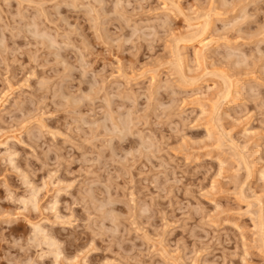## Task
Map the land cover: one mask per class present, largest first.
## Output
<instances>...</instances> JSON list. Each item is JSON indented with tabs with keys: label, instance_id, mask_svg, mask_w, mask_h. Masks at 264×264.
<instances>
[{
	"label": "rangeland",
	"instance_id": "1",
	"mask_svg": "<svg viewBox=\"0 0 264 264\" xmlns=\"http://www.w3.org/2000/svg\"><path fill=\"white\" fill-rule=\"evenodd\" d=\"M0 45V264H264V0H0Z\"/></svg>",
	"mask_w": 264,
	"mask_h": 264
},
{
	"label": "bare ground",
	"instance_id": "2",
	"mask_svg": "<svg viewBox=\"0 0 264 264\" xmlns=\"http://www.w3.org/2000/svg\"><path fill=\"white\" fill-rule=\"evenodd\" d=\"M34 23V22H33ZM206 27H208V24H207V26ZM206 27H205V29H206ZM36 30V29H35ZM37 32V31H36ZM196 36H198V35H196ZM187 41V38L185 39V38H181V39H176L174 42H175V44H177V42L178 41ZM199 43H200V51L199 52H197V51H195L194 52V55H195V57H196V59H198V57H201L202 58V56H201V54L203 53V51L204 50H208L209 48H210V46H211V43H210V41L208 42V41H205V39L203 38V39H200L199 40ZM1 46V45H0ZM182 49V48H181ZM181 51L179 50V47H178V45H176V47L174 46V54H175V60H177V61H175L178 65H176V67L178 66H180V68H181V66L183 65V63H181L182 61L181 60H183V58H185V56H187V55H183V54H181L180 53ZM184 52V51H183ZM203 57H204V55H203ZM196 59L194 58V60L196 61ZM185 62V61H184ZM198 62V61H197ZM182 64V65H181ZM175 65V64H174ZM177 67V68H178ZM180 70H182V69H177V71H178V74L180 73V74H182L183 75V72L181 73L180 72ZM181 75V76H182ZM186 76V75H185ZM223 77H225L224 76V74H223ZM222 77V78H223ZM184 78V77H183ZM182 79V78H181ZM227 79H228V76H227ZM184 82V81H183ZM225 82V81H224ZM227 83V82H226ZM231 82L230 81H228V86L225 88V90L224 91H220V92H222L221 94H220V92H219V95H221L219 98H222L221 99V103H222V100H223V102L224 101H226L227 100V98L230 96V86H231ZM233 85V84H232ZM233 87V86H232ZM223 88V89H224ZM231 90H232V88H231ZM14 101L15 100H13V104H14ZM15 105V104H14ZM4 108H5V106H4ZM124 125V124H123ZM8 141V140H7ZM3 143V142H2ZM2 143H0L1 145H3ZM6 143H4V145H5ZM0 145V146H1ZM5 150H7V149H5ZM9 153V152H8ZM11 153V152H10ZM9 153V154H10ZM12 154V153H11ZM10 158V157H9ZM245 159V158H244ZM245 161V160H244ZM248 166V165H247ZM248 168V167H247ZM33 195V194H32ZM34 196V195H33ZM32 198V197H31ZM35 198V197H34ZM28 202V201H27ZM33 202V201H32ZM30 204V203H29ZM32 205H34V203L32 204ZM31 206V205H30ZM35 207V206H34ZM41 224V223H40ZM33 225V224H32ZM39 225V224H38ZM37 224L35 225V227H33V229H35V231H33L32 230V232H34V234H33V236L35 235V234H39V235H41L40 237L39 236H35L34 238H33V241L36 239V237H38V239L39 238H41V240H42V238H43V240H45V241H42V242H44L45 244H46V246H50L51 247V245H53L55 242H53V239L52 240H50L51 238L50 237H52V236H49L48 234L46 235V233H45V229H44V227H43V229H42V225L41 226H38ZM46 232H47V230H46ZM48 233V232H47ZM47 236H49V237H47ZM40 240V239H39ZM41 240H40V242H41ZM38 241V240H37ZM49 241H52V242H49ZM41 242V243H42ZM43 244V243H42ZM44 244V245H45ZM38 245V244H37ZM39 245H40V243H39ZM53 248H54V251L56 250V246L54 247L53 246ZM48 250H49V248H48ZM51 252V251H50ZM52 252H53V250H52ZM56 254L58 255V253H57V251H56ZM54 255V254H53Z\"/></svg>",
	"mask_w": 264,
	"mask_h": 264
}]
</instances>
